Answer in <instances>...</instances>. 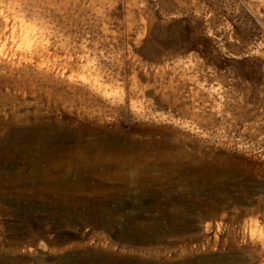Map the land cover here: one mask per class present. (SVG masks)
<instances>
[{
	"label": "rangeland",
	"instance_id": "obj_1",
	"mask_svg": "<svg viewBox=\"0 0 264 264\" xmlns=\"http://www.w3.org/2000/svg\"><path fill=\"white\" fill-rule=\"evenodd\" d=\"M36 1L0 41V264H264V0Z\"/></svg>",
	"mask_w": 264,
	"mask_h": 264
},
{
	"label": "bare ground",
	"instance_id": "obj_2",
	"mask_svg": "<svg viewBox=\"0 0 264 264\" xmlns=\"http://www.w3.org/2000/svg\"><path fill=\"white\" fill-rule=\"evenodd\" d=\"M45 6L49 9L61 10L68 8L75 0H44ZM14 7L19 10H6L5 6H0V41L9 43L16 42L17 30H20L18 38L20 41L30 42L39 39V21L38 12L40 3L36 0H14ZM3 3V2H2ZM12 8V5H10ZM95 83H98L94 79Z\"/></svg>",
	"mask_w": 264,
	"mask_h": 264
}]
</instances>
